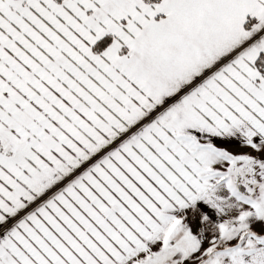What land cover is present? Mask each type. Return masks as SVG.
<instances>
[{
  "label": "snow or ice",
  "instance_id": "snow-or-ice-1",
  "mask_svg": "<svg viewBox=\"0 0 264 264\" xmlns=\"http://www.w3.org/2000/svg\"><path fill=\"white\" fill-rule=\"evenodd\" d=\"M0 264H264V0H0Z\"/></svg>",
  "mask_w": 264,
  "mask_h": 264
}]
</instances>
